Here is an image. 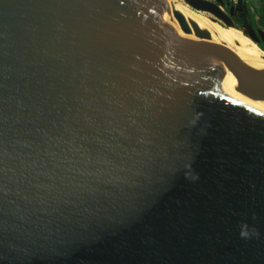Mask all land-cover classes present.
<instances>
[{"label": "water", "instance_id": "1", "mask_svg": "<svg viewBox=\"0 0 264 264\" xmlns=\"http://www.w3.org/2000/svg\"><path fill=\"white\" fill-rule=\"evenodd\" d=\"M225 49L166 0H0V264H264V71Z\"/></svg>", "mask_w": 264, "mask_h": 264}, {"label": "bare ground", "instance_id": "2", "mask_svg": "<svg viewBox=\"0 0 264 264\" xmlns=\"http://www.w3.org/2000/svg\"><path fill=\"white\" fill-rule=\"evenodd\" d=\"M168 3L188 22L197 25L202 31L208 32L212 36L216 48L222 50L225 46L227 48L225 51L228 53L257 60L253 70L264 71V51L248 39L245 31L224 27L203 12H195L187 7H176L169 1ZM169 12L168 19L170 17ZM254 103L264 108V102Z\"/></svg>", "mask_w": 264, "mask_h": 264}, {"label": "rangeland", "instance_id": "3", "mask_svg": "<svg viewBox=\"0 0 264 264\" xmlns=\"http://www.w3.org/2000/svg\"><path fill=\"white\" fill-rule=\"evenodd\" d=\"M171 2L172 4H174L176 7H187L188 9L195 11L194 9H192L185 0H167V2ZM207 2L213 3V0H205ZM261 0H227L228 4L235 7L237 10L242 9L243 7H248L251 8L253 7L254 4L259 3ZM197 12V11H195ZM204 13V12H203ZM206 16L211 17L214 21L218 22L219 24H221L224 27H227L226 25H224L222 22L217 21L213 16L206 14ZM236 16H233V20H236ZM237 27V26H236ZM237 29L239 30H244L243 27L238 26ZM245 33V32H244ZM246 36H248V34L245 33Z\"/></svg>", "mask_w": 264, "mask_h": 264}, {"label": "flooded vegetation", "instance_id": "4", "mask_svg": "<svg viewBox=\"0 0 264 264\" xmlns=\"http://www.w3.org/2000/svg\"><path fill=\"white\" fill-rule=\"evenodd\" d=\"M216 0H213V3H215ZM232 8H235L231 5L228 4L227 0H225V5L223 7L224 9V13L226 15V17H228L234 24L235 26H240V27H243V29H245L246 27V23H251L254 30L258 33L260 31L259 27L257 25H254L252 22H251V18H250V14H249V11H248V7H243L242 9L240 10H237L235 8V11L234 13H231V9ZM233 16H236V20L234 21L233 20Z\"/></svg>", "mask_w": 264, "mask_h": 264}, {"label": "trees", "instance_id": "5", "mask_svg": "<svg viewBox=\"0 0 264 264\" xmlns=\"http://www.w3.org/2000/svg\"><path fill=\"white\" fill-rule=\"evenodd\" d=\"M251 22L257 25L261 31H264V0L248 8ZM259 48L264 51V45H259Z\"/></svg>", "mask_w": 264, "mask_h": 264}]
</instances>
